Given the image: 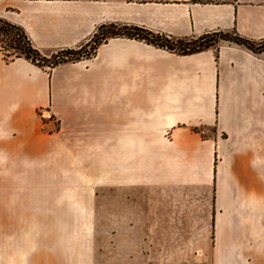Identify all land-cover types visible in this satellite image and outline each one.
I'll list each match as a JSON object with an SVG mask.
<instances>
[{
  "label": "crops",
  "instance_id": "1",
  "mask_svg": "<svg viewBox=\"0 0 264 264\" xmlns=\"http://www.w3.org/2000/svg\"><path fill=\"white\" fill-rule=\"evenodd\" d=\"M0 18L46 57L102 24L264 41V0H0ZM102 261L264 264V50L115 36L52 67L0 51V264Z\"/></svg>",
  "mask_w": 264,
  "mask_h": 264
},
{
  "label": "trees",
  "instance_id": "2",
  "mask_svg": "<svg viewBox=\"0 0 264 264\" xmlns=\"http://www.w3.org/2000/svg\"><path fill=\"white\" fill-rule=\"evenodd\" d=\"M115 36L139 39L178 54L199 52L209 47H213L214 42H217L218 40H227L241 44L254 52L264 50L263 47H254L260 42L250 41L235 33L214 31L193 38L173 39L164 34L152 32L144 27L102 24L97 27L88 42L80 48L59 50L51 56L46 57L32 45L26 33L20 26L0 18V51L3 57L6 60L15 57H24L40 67H52L61 62L76 61L90 57L101 42L109 37ZM71 55L74 57L69 58Z\"/></svg>",
  "mask_w": 264,
  "mask_h": 264
},
{
  "label": "rangeland",
  "instance_id": "3",
  "mask_svg": "<svg viewBox=\"0 0 264 264\" xmlns=\"http://www.w3.org/2000/svg\"><path fill=\"white\" fill-rule=\"evenodd\" d=\"M219 41H221V40H218L217 42H214V46H216L217 43H218ZM254 47H255V48H257V47H263V48H264V41H263V42H260V43H258V44H256ZM73 57H74L73 55L69 56V58H73ZM195 131L197 132V134H199V135H201V136H205V135L209 136V135H212V134H213V132H214V128L211 127V126H208L207 128L204 127V126H198V127L195 128ZM102 228H103V227H102ZM100 231H101V230H100L99 227H98V234L103 235V233L100 232ZM102 239H103V237H102ZM102 239H99V241L101 242L100 244H103ZM98 243H99V242H98ZM102 251H103V250H102ZM102 251H100V252H102ZM101 254H102V253H101ZM100 258H102V257H100ZM101 263L104 264L103 261H102Z\"/></svg>",
  "mask_w": 264,
  "mask_h": 264
}]
</instances>
